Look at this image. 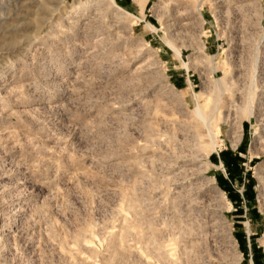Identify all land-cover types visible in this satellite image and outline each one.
I'll list each match as a JSON object with an SVG mask.
<instances>
[{
    "label": "rangeland",
    "instance_id": "374dc122",
    "mask_svg": "<svg viewBox=\"0 0 264 264\" xmlns=\"http://www.w3.org/2000/svg\"><path fill=\"white\" fill-rule=\"evenodd\" d=\"M0 264H264V0H0Z\"/></svg>",
    "mask_w": 264,
    "mask_h": 264
},
{
    "label": "bare ground",
    "instance_id": "6f19581e",
    "mask_svg": "<svg viewBox=\"0 0 264 264\" xmlns=\"http://www.w3.org/2000/svg\"><path fill=\"white\" fill-rule=\"evenodd\" d=\"M111 1H113V2H114V0H111Z\"/></svg>",
    "mask_w": 264,
    "mask_h": 264
}]
</instances>
